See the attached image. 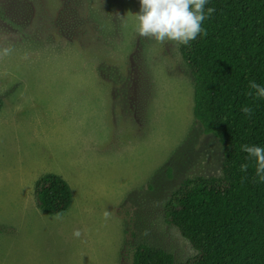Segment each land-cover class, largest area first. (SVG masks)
<instances>
[{
    "label": "rangeland",
    "instance_id": "1",
    "mask_svg": "<svg viewBox=\"0 0 264 264\" xmlns=\"http://www.w3.org/2000/svg\"><path fill=\"white\" fill-rule=\"evenodd\" d=\"M83 6L0 0V264H134L142 242L187 261L198 251L165 205L225 154L196 124L182 45L137 35L140 0ZM46 173L71 186L61 214L37 204Z\"/></svg>",
    "mask_w": 264,
    "mask_h": 264
},
{
    "label": "trees",
    "instance_id": "2",
    "mask_svg": "<svg viewBox=\"0 0 264 264\" xmlns=\"http://www.w3.org/2000/svg\"><path fill=\"white\" fill-rule=\"evenodd\" d=\"M31 1L24 0L27 6ZM63 1L76 14L83 5L94 12L91 0ZM209 7L215 12L202 23L207 34L181 52L195 80L196 124L224 148L222 174L184 179L165 205L166 221L197 255L177 261L163 247L142 242L134 264H264V182L256 176L255 158L240 147H264V98L249 87L251 81L264 87V0H208L205 13ZM2 103L0 98V109ZM244 106L253 110L250 116ZM35 196L41 210L55 215L70 207L73 192L61 175L46 173Z\"/></svg>",
    "mask_w": 264,
    "mask_h": 264
},
{
    "label": "clouds",
    "instance_id": "3",
    "mask_svg": "<svg viewBox=\"0 0 264 264\" xmlns=\"http://www.w3.org/2000/svg\"><path fill=\"white\" fill-rule=\"evenodd\" d=\"M207 2L208 0H140V10L134 13L135 32L139 37L154 40L159 44L171 42L177 46L188 45L202 33L207 34L202 28V23L215 12L213 7H209L205 13ZM12 51L11 47L0 49V58L9 56ZM249 87L255 89L257 98H264V87L255 81H251ZM241 111L250 116L253 110L244 106ZM240 147L249 157L255 158L256 176L264 182V147L247 144ZM247 169V164L240 166L241 171ZM103 215L108 219L111 213L106 210ZM144 234L147 235V232ZM73 235L78 238L81 232L77 229Z\"/></svg>",
    "mask_w": 264,
    "mask_h": 264
}]
</instances>
